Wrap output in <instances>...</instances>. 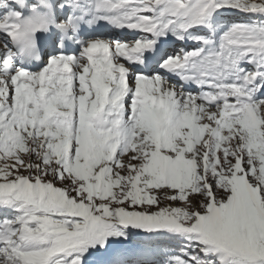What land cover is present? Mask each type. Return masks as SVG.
Returning <instances> with one entry per match:
<instances>
[{
  "label": "snow or ice",
  "instance_id": "snow-or-ice-1",
  "mask_svg": "<svg viewBox=\"0 0 264 264\" xmlns=\"http://www.w3.org/2000/svg\"><path fill=\"white\" fill-rule=\"evenodd\" d=\"M0 264H264V0H0Z\"/></svg>",
  "mask_w": 264,
  "mask_h": 264
}]
</instances>
